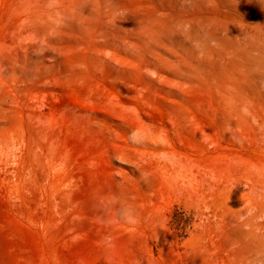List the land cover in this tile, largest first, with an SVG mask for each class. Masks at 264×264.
<instances>
[{
    "label": "rangeland",
    "instance_id": "374dc122",
    "mask_svg": "<svg viewBox=\"0 0 264 264\" xmlns=\"http://www.w3.org/2000/svg\"><path fill=\"white\" fill-rule=\"evenodd\" d=\"M0 264H264V0H0Z\"/></svg>",
    "mask_w": 264,
    "mask_h": 264
},
{
    "label": "clouds",
    "instance_id": "9594fccd",
    "mask_svg": "<svg viewBox=\"0 0 264 264\" xmlns=\"http://www.w3.org/2000/svg\"><path fill=\"white\" fill-rule=\"evenodd\" d=\"M128 222L131 223V222H133V221L131 220V218H129Z\"/></svg>",
    "mask_w": 264,
    "mask_h": 264
}]
</instances>
